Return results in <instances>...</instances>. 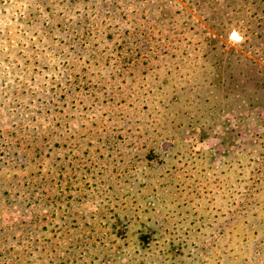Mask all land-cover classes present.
Segmentation results:
<instances>
[{"label":"rangeland","instance_id":"obj_1","mask_svg":"<svg viewBox=\"0 0 264 264\" xmlns=\"http://www.w3.org/2000/svg\"><path fill=\"white\" fill-rule=\"evenodd\" d=\"M0 264H264V0H0Z\"/></svg>","mask_w":264,"mask_h":264},{"label":"water","instance_id":"obj_2","mask_svg":"<svg viewBox=\"0 0 264 264\" xmlns=\"http://www.w3.org/2000/svg\"><path fill=\"white\" fill-rule=\"evenodd\" d=\"M234 33H236L235 31H233L230 35V40L232 41H240L241 40V37L240 38H236L237 40L233 39L232 36L234 35Z\"/></svg>","mask_w":264,"mask_h":264},{"label":"bare ground","instance_id":"obj_3","mask_svg":"<svg viewBox=\"0 0 264 264\" xmlns=\"http://www.w3.org/2000/svg\"><path fill=\"white\" fill-rule=\"evenodd\" d=\"M233 39L237 40L236 38H240V36H238L237 32L234 33V35L232 36Z\"/></svg>","mask_w":264,"mask_h":264}]
</instances>
